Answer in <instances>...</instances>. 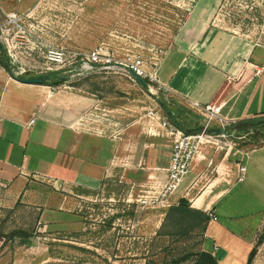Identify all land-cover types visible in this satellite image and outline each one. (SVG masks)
<instances>
[{"label":"rangeland","instance_id":"rangeland-1","mask_svg":"<svg viewBox=\"0 0 264 264\" xmlns=\"http://www.w3.org/2000/svg\"><path fill=\"white\" fill-rule=\"evenodd\" d=\"M197 1L0 0V112L18 115L21 107L33 108L48 95L79 96L90 101L86 112L93 122L109 119L115 137L127 143L113 176L99 189L65 194L38 180L29 197L20 199L0 184V264H190L206 252L202 229L171 236L179 228L168 222L157 236L167 211L177 204L166 202L169 188L155 182L167 172L155 170L158 179H151L149 156L142 151L153 136L163 152L172 150V138L152 119L153 112L171 124L176 117L181 130L196 133L202 119L183 99L159 90L157 82L141 78L143 86L133 68L141 63L147 73L156 72ZM222 1L232 13L227 22L243 32H259L264 0ZM224 12L218 9L216 17L224 19ZM94 53L100 63L92 68ZM31 78L43 83L24 88L17 81ZM262 139L253 135L237 146L231 137L205 142L203 160L208 156L212 162L200 186L214 177L213 164L260 146ZM65 197L70 212L59 213ZM254 260L264 264V242Z\"/></svg>","mask_w":264,"mask_h":264},{"label":"crops","instance_id":"crops-1","mask_svg":"<svg viewBox=\"0 0 264 264\" xmlns=\"http://www.w3.org/2000/svg\"><path fill=\"white\" fill-rule=\"evenodd\" d=\"M225 7L222 0H198L156 76L173 96L220 107L228 121H264V75L255 74L256 67L264 66V24L259 32H243L225 16L216 17L218 9ZM88 102L79 96L53 94L33 108L24 105L18 115L0 112V184L12 197L28 198L33 181L43 180L55 190L61 187L66 194L99 189L113 176L126 140L115 137L109 119L102 125L93 122L86 112ZM156 137L149 147L142 146L144 156H149L145 160L151 179H158L155 170L167 172L171 154L170 147L162 151ZM260 141V146L235 150L233 156L212 163L214 177L201 187L204 170L212 162L208 156L203 160L202 150L191 172L166 198L172 204L185 198L193 209L217 217L207 225L205 243L217 264H248L263 231L264 139ZM240 166L246 169L242 183L237 182ZM167 176L156 184L164 186ZM67 201L65 197L59 213L70 212Z\"/></svg>","mask_w":264,"mask_h":264},{"label":"built area","instance_id":"built-area-1","mask_svg":"<svg viewBox=\"0 0 264 264\" xmlns=\"http://www.w3.org/2000/svg\"><path fill=\"white\" fill-rule=\"evenodd\" d=\"M225 4V17H231L232 13L228 9L227 2H225ZM254 8L255 7L252 5L251 10ZM99 60L100 55L94 53L92 54V59L89 60V65L93 68L96 66V64L100 63ZM106 63L110 64L111 59H106ZM133 68L137 72L138 77L143 78V80L150 79L151 81L157 82L159 90L170 93L166 86L160 84L156 76V72L154 74L147 73V71L143 69L141 63H137ZM255 74L256 76L264 75V66L256 67ZM183 101L190 111L202 119L203 123L200 132L186 134L176 127V125L168 122L166 118L160 117L159 115H154V112L151 116L153 120L156 119L160 127L167 131L173 142L169 167L167 169V183L163 186L169 188L170 193L173 192L182 179L191 172L194 161L204 149L205 142L208 143L215 139L231 137L238 141L232 142L234 146H237L241 142H250L251 136L255 135L253 130H249L247 132H240L237 130L235 128L237 122H231L222 117L220 107H217L213 104L203 105L198 102L189 101L187 99H183ZM34 123L35 119H32L30 125ZM238 171L239 176L237 182L242 183L244 181V173L246 169L245 167L240 166ZM207 214L212 221L217 220V217L213 214V212H207Z\"/></svg>","mask_w":264,"mask_h":264},{"label":"trees","instance_id":"trees-1","mask_svg":"<svg viewBox=\"0 0 264 264\" xmlns=\"http://www.w3.org/2000/svg\"><path fill=\"white\" fill-rule=\"evenodd\" d=\"M143 86H146V81L141 82ZM168 117H172L173 111L167 112ZM178 119L173 120V124L176 125L180 130V123L177 121ZM237 130L240 132H247L249 130H253L255 135L260 136L264 135V121L261 120H248V121H242L237 123L235 126ZM186 134H193L196 133V130L192 131H184ZM210 217L207 213H204L200 210L193 209L189 203V201L185 198H182L179 200L178 204L175 206L170 207V209L167 211L166 218L160 228V231L158 232L157 236H161V232L165 228V224L170 222L173 226V228H176L179 230L171 233L170 235H187L188 233H191L195 230L202 229L203 232L206 231V226L210 221ZM264 242V228L261 233V235L258 238V241L256 243L255 248L250 253L248 264H252L254 257L257 252V247L261 245ZM188 259L185 258L183 261H186ZM190 264H217V259L212 256V254L201 251L195 255V259Z\"/></svg>","mask_w":264,"mask_h":264},{"label":"water","instance_id":"water-1","mask_svg":"<svg viewBox=\"0 0 264 264\" xmlns=\"http://www.w3.org/2000/svg\"><path fill=\"white\" fill-rule=\"evenodd\" d=\"M138 81L143 82V80L140 77H136ZM19 83L22 84H28V85H38L43 83V79H17Z\"/></svg>","mask_w":264,"mask_h":264}]
</instances>
